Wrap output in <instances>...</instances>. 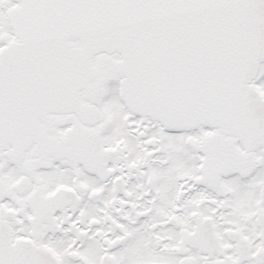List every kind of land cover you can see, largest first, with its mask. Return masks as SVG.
<instances>
[{"label":"snow or ice","instance_id":"obj_1","mask_svg":"<svg viewBox=\"0 0 264 264\" xmlns=\"http://www.w3.org/2000/svg\"><path fill=\"white\" fill-rule=\"evenodd\" d=\"M0 264H264V0H0Z\"/></svg>","mask_w":264,"mask_h":264}]
</instances>
